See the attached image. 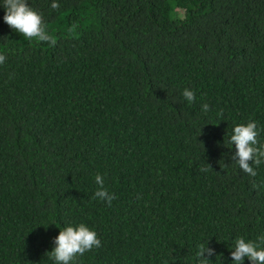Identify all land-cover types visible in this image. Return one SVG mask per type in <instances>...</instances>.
<instances>
[{
    "label": "trees",
    "instance_id": "16d2710c",
    "mask_svg": "<svg viewBox=\"0 0 264 264\" xmlns=\"http://www.w3.org/2000/svg\"><path fill=\"white\" fill-rule=\"evenodd\" d=\"M3 3L0 264H55L80 224L101 247L73 264H197L199 244L234 264L236 238L260 243L264 162L244 173L230 136L254 121L264 145V0H27L55 44Z\"/></svg>",
    "mask_w": 264,
    "mask_h": 264
},
{
    "label": "clouds",
    "instance_id": "9594fccd",
    "mask_svg": "<svg viewBox=\"0 0 264 264\" xmlns=\"http://www.w3.org/2000/svg\"><path fill=\"white\" fill-rule=\"evenodd\" d=\"M3 7L5 9L4 22L13 30L22 36L39 41H51L55 44V40L48 34L46 26L42 21V15L34 11L27 3V0H4ZM53 9H58V3H52ZM6 57L0 54V64L5 62ZM184 98L192 103L195 100L193 91L185 89L182 93ZM203 111L209 110V105L202 106ZM257 122L250 121L246 125L240 124L234 127L230 136V143L235 145V154L232 160L239 165V168L246 174L255 177L257 172L249 161L254 162L255 166H259L264 162V145H260L258 137ZM207 167L212 169L211 165ZM213 170V169H212ZM99 189L96 191L94 198H100L107 202L111 207L112 201L116 198L114 194H110L104 188L103 178L97 174L95 177ZM254 187H258L254 185ZM260 243L255 241H246L243 237L236 238L233 242L231 257L234 264H245V258L250 260L252 264H264V236L258 238ZM55 247L51 252L46 253L55 264H73L77 255H84L93 248L101 247V240L98 239L97 233L84 224L77 227H66L60 231L58 237L54 240ZM196 252L197 264H213V261L207 257L216 255L215 250L207 245L199 244Z\"/></svg>",
    "mask_w": 264,
    "mask_h": 264
}]
</instances>
